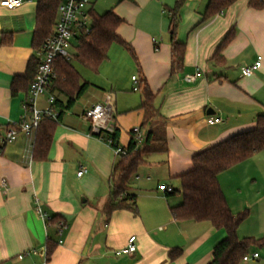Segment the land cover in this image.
Here are the masks:
<instances>
[{
    "label": "crops",
    "instance_id": "1",
    "mask_svg": "<svg viewBox=\"0 0 264 264\" xmlns=\"http://www.w3.org/2000/svg\"><path fill=\"white\" fill-rule=\"evenodd\" d=\"M38 1L25 0L15 9L0 4V264H208L226 231L210 221L176 220L171 206L179 204L182 196L169 195L171 191L160 186L177 188L175 183L180 184L179 176L192 169L196 153L253 128L264 113V0H254L261 7L252 5V0H235L208 19L204 12L209 0H187L176 34L185 45L184 60L176 73H172L167 14L176 0H120L111 7L124 18L117 32L133 47L139 64L127 48L113 43L95 72L99 78L88 80L81 104L58 119L43 160L33 157L35 135L5 140L8 128L25 112L26 90L13 93L12 88L37 51ZM90 8L96 12L94 0ZM230 31L222 57L215 58ZM258 59L261 67L251 76L242 75L241 67ZM198 70L202 73L194 81L185 79ZM134 75L145 78L156 95L167 150L146 154L131 178L128 193L136 196V210L116 209L108 216L104 207L120 156L106 139L90 134L85 111L110 95L119 144L127 148L133 127L144 120ZM51 93L66 99L49 89L39 100L41 107H47ZM209 108L214 112L209 113ZM211 115L222 121L208 123ZM82 168L86 171L78 175ZM3 178L7 189L1 185ZM218 178L232 211H249L238 235L255 216L257 231L243 236H264V210L255 211L257 201L264 199L258 187L264 178V149L220 172ZM38 205L51 217L49 221L39 214ZM61 221L66 223L62 232ZM132 235L137 236V249L117 254ZM31 250L36 253L19 258Z\"/></svg>",
    "mask_w": 264,
    "mask_h": 264
},
{
    "label": "trees",
    "instance_id": "2",
    "mask_svg": "<svg viewBox=\"0 0 264 264\" xmlns=\"http://www.w3.org/2000/svg\"><path fill=\"white\" fill-rule=\"evenodd\" d=\"M235 0H209L204 12V19L227 9ZM187 0H176L175 5L167 9L170 19V35L172 44V73L179 72L183 66L185 45L176 38L181 21V10ZM60 0H39L36 7V27L34 45L39 47L44 39L53 33L58 15ZM251 4L261 7L262 4L252 0ZM93 16L90 32L82 31L76 37L74 59L94 72H98L101 64L108 58L109 50L117 42L127 48L139 64L133 47L117 32L124 18L113 8L100 14L91 9ZM232 31L217 49L214 57H222V46L232 37ZM38 58H31L27 72L22 78H15L13 93L26 90L28 96L30 85L34 80ZM90 86L88 80H83L81 73L72 60L58 58L55 67V77L49 89L57 90L66 99L56 96L55 105L58 118H43L36 129L33 144V157L43 160L51 147L58 119L71 109L76 101ZM142 95L141 108L144 110L142 128L145 129V141L136 147L133 141L128 145V153L119 157L114 166L113 187L104 211L110 216L113 211L121 208L136 210V196L128 193L131 178L137 173L144 162V156L154 151H166V139L161 133L163 115L155 106V94L145 78H139V89ZM149 125V127H148ZM113 139V145L119 144L120 132L115 130L108 134ZM100 136V135H99ZM105 136V135H104ZM107 137V135H106ZM264 149V113L258 115L253 128L239 132L220 141L193 156V167L185 172L180 179V187L173 188L169 195L180 194L182 201L171 206L176 220L210 221L217 229H224L226 235L216 243L213 257L208 264H240L243 257L249 253L253 245H264V236L256 238L248 236L241 238L238 229L248 217L249 211L234 213L219 182L220 172L249 158ZM166 186V185H165ZM52 248L49 249V252ZM179 251L173 250L174 258Z\"/></svg>",
    "mask_w": 264,
    "mask_h": 264
},
{
    "label": "built area",
    "instance_id": "3",
    "mask_svg": "<svg viewBox=\"0 0 264 264\" xmlns=\"http://www.w3.org/2000/svg\"><path fill=\"white\" fill-rule=\"evenodd\" d=\"M24 1L25 0H0V4L8 9H15L21 6ZM91 4L92 0H60L54 31L44 39L41 45L37 48L35 54L38 58V64L34 80L30 85L28 96L23 104L25 112L17 124L8 128L5 139L6 142H12L16 140L21 134L27 136L35 135L36 129L43 118H58V109L55 105L56 96L54 94H49L47 98L48 105L46 108H43L39 105V100L49 91L50 85L53 81V78L55 77V67L58 58L64 57L68 60L73 58L74 55L69 49L72 46V41L76 39L80 32L91 31L93 21L90 8ZM261 64V59H258L251 65L242 66V75H253L255 71L261 67ZM201 73L202 72L198 70L195 74L186 75L185 79L187 81H194ZM132 79L134 82V90H138L139 77L134 75ZM85 116L90 121L91 135H96L106 139L113 146L115 154L118 156L126 155L128 153V148L123 147L120 144L117 146L113 145V139L110 137V135L108 136V134L113 132L116 128L114 121L115 112L113 105L111 104L110 95L107 96L105 101L93 104L91 107H89L85 111ZM207 121L210 124H215L221 122L222 118L211 115L208 117ZM132 133L133 141L136 143V147L141 146L146 138L145 131L143 130L142 126L138 125L133 127ZM85 171L86 169L82 168L78 171V175H82ZM1 185L7 189L6 178L2 179ZM160 188L168 191L173 190V187H168L165 185H161ZM37 210L45 221H49L51 219V217L40 205L37 206ZM64 227H66V223L61 221V232L63 231ZM136 239V235L130 236L128 244L117 250L116 253L120 254L134 252L137 249ZM30 252L36 253V250L26 251L25 253L20 254L19 258H22L24 254H28ZM259 256V252H254L252 254L248 253L243 257V260L246 261Z\"/></svg>",
    "mask_w": 264,
    "mask_h": 264
},
{
    "label": "rangeland",
    "instance_id": "4",
    "mask_svg": "<svg viewBox=\"0 0 264 264\" xmlns=\"http://www.w3.org/2000/svg\"><path fill=\"white\" fill-rule=\"evenodd\" d=\"M119 1L120 0H94L95 10H96V12L102 14L105 11L111 9V7H114ZM75 46H76V39H74L72 41V46L69 48L71 53H75ZM71 60H72L73 64L77 67L79 72L81 73L83 80L95 81L99 78L100 75L96 74L95 72L90 70L88 67L79 63L74 58H71ZM137 93H139V92H137ZM77 104H81V98L76 101L74 106H76ZM175 185H176V187H180L179 182L175 183ZM258 187H259V191L264 193V178H262V180H259V186ZM251 195H252V197H254L253 192ZM260 210H264V199L263 198L261 199V201H259V202L257 201V206H256L255 211L259 212ZM247 224L248 225L245 229L246 232L244 231V233L242 235L241 234L239 235V236H241V238H244V236L247 235V233H255V231H257V226L259 225L258 221H257V217L254 216L253 219L249 220ZM248 235L259 238L258 236H255L254 234H248ZM255 250L257 252L261 253L260 259L251 258V259L246 260V261L243 260L240 264H264V245H253V246H251L249 249V254H252L253 251H255Z\"/></svg>",
    "mask_w": 264,
    "mask_h": 264
},
{
    "label": "water",
    "instance_id": "5",
    "mask_svg": "<svg viewBox=\"0 0 264 264\" xmlns=\"http://www.w3.org/2000/svg\"><path fill=\"white\" fill-rule=\"evenodd\" d=\"M208 112H214V110L212 108H209Z\"/></svg>",
    "mask_w": 264,
    "mask_h": 264
}]
</instances>
